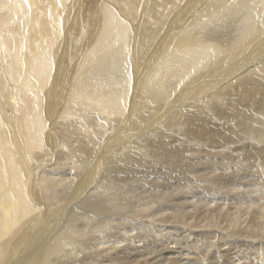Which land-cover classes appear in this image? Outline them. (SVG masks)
Returning a JSON list of instances; mask_svg holds the SVG:
<instances>
[{"label":"bare ground","instance_id":"bare-ground-1","mask_svg":"<svg viewBox=\"0 0 264 264\" xmlns=\"http://www.w3.org/2000/svg\"><path fill=\"white\" fill-rule=\"evenodd\" d=\"M0 264H264V0H0Z\"/></svg>","mask_w":264,"mask_h":264},{"label":"rangeland","instance_id":"rangeland-1","mask_svg":"<svg viewBox=\"0 0 264 264\" xmlns=\"http://www.w3.org/2000/svg\"><path fill=\"white\" fill-rule=\"evenodd\" d=\"M233 193H235V191H234ZM247 193H248V192L245 193V191H244L243 193L239 192V194L236 193L237 195L233 194V195H231V196H235V197H237V198H235V200H240V199H244V200H245V199H246V198H245V197H246L245 195H247ZM182 195H184V194H182ZM184 196H187V195H184ZM221 197H222L221 201H224V200H225V199H224V196H221ZM221 197H220V198H221ZM240 197H241V198H240ZM223 199H224V200H223ZM229 200H230V202H231V201L233 200L232 197H231ZM242 205H243L242 208H238V207L234 208V207H235V204H232V205L229 206V209H227V210H232V209L234 208L231 212L237 211V210H239V209H241V210L244 211V210L246 209V204H242ZM237 206H238V205H237ZM172 245L175 247V249L177 248V249L181 250V248H180V247H181V244H180V243H173Z\"/></svg>","mask_w":264,"mask_h":264}]
</instances>
